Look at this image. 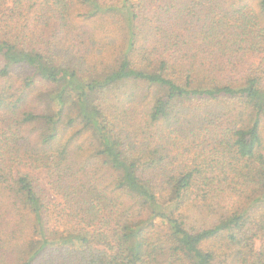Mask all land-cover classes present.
I'll return each mask as SVG.
<instances>
[{"label": "trees", "instance_id": "trees-1", "mask_svg": "<svg viewBox=\"0 0 264 264\" xmlns=\"http://www.w3.org/2000/svg\"><path fill=\"white\" fill-rule=\"evenodd\" d=\"M0 264H264V0H0Z\"/></svg>", "mask_w": 264, "mask_h": 264}, {"label": "rangeland", "instance_id": "rangeland-1", "mask_svg": "<svg viewBox=\"0 0 264 264\" xmlns=\"http://www.w3.org/2000/svg\"><path fill=\"white\" fill-rule=\"evenodd\" d=\"M253 63L255 64V63H258V62H256L255 59H250L249 58L248 61H246L245 65L242 68H240V69L243 70V71L247 70L251 66V64H253ZM194 145H196V143L192 144L190 146H194ZM190 148H191V153L194 156L196 154H200V153H203V152H209V149H207V148L204 149L203 146H200L199 147L200 149H194L192 147H190ZM33 177L37 181V184L44 190L45 194L48 197H50L51 199H53L55 196H54L53 191L51 189L50 181L48 179V176H47L46 172L45 171H35V172H33Z\"/></svg>", "mask_w": 264, "mask_h": 264}]
</instances>
